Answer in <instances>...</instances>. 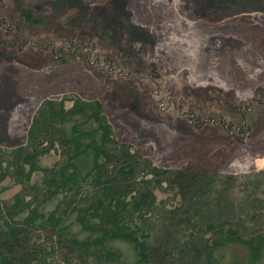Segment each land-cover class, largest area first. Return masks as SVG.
<instances>
[{"label": "rangeland", "instance_id": "obj_1", "mask_svg": "<svg viewBox=\"0 0 264 264\" xmlns=\"http://www.w3.org/2000/svg\"><path fill=\"white\" fill-rule=\"evenodd\" d=\"M120 1L116 15L111 0H78L81 12L64 0H0V150L28 146L31 120L44 102L64 109L75 101L99 105L115 142L136 151L140 162L159 170L203 168L217 177L188 223L178 219L188 215L175 191L150 183L155 208L132 221L149 245L161 247L155 253L161 264H264V247L254 262L242 243L204 248L211 246L205 226L218 220L241 221L244 235L264 228V0H257L258 9L246 0ZM135 28L143 39L129 34ZM48 139L38 135L40 148L50 146ZM53 143L38 166L59 159ZM5 166L0 161V173ZM143 168L140 174L149 170ZM39 177L31 176L30 184ZM226 177L235 179L228 181L225 198L217 199ZM0 189L2 207L21 185L3 176ZM251 214L259 219L252 222ZM77 230L71 224L68 231L84 238ZM34 234L37 251L55 246L56 239ZM106 248L120 264H136L130 245L110 241ZM38 256L41 264H65L59 247ZM66 256L68 264H84Z\"/></svg>", "mask_w": 264, "mask_h": 264}, {"label": "trees", "instance_id": "obj_2", "mask_svg": "<svg viewBox=\"0 0 264 264\" xmlns=\"http://www.w3.org/2000/svg\"><path fill=\"white\" fill-rule=\"evenodd\" d=\"M68 1L80 8V12L84 10L78 0H64L65 3ZM245 3L258 9L257 0H246ZM120 4V0H111V5H115L112 7L113 14L117 15ZM25 20L31 24L37 22L29 16ZM135 29L136 33L129 34L135 35L137 40L143 39V32ZM100 111L99 105L79 101L73 102L68 109H64L62 103L55 106L44 102L31 120L27 132L28 146L10 152L0 150V161L6 164L0 179L8 176L21 185V191L14 195L12 203L0 207V264H41L38 254L50 256L57 247L64 251L62 263L65 264L69 261L66 254L84 264H109L111 260L120 264L118 256L106 248L110 241L130 245L136 254V264H161V257L155 254L161 247L149 245L148 236L132 221L137 217L144 220L154 210L152 181L157 188L165 183L175 191L180 203L186 204L182 212L188 216L178 218L179 221L188 223L191 219L189 215L195 217L199 214L201 203L198 199L212 191L217 182L216 175L203 168L159 170L146 161L140 162L136 151L129 152L127 145L115 142L111 128ZM69 119L73 123L66 130L63 124ZM54 121L58 124L56 132L52 129ZM40 133L45 134L47 139L53 135L56 140L48 139L49 147L56 142L61 153L49 167L37 165L38 159L49 149L40 148ZM88 159L91 163L89 168ZM143 167L149 170L140 174L139 170ZM8 168H12V174H9ZM34 174L40 175L39 180L30 184ZM147 176L151 178L147 179ZM233 179L226 177L220 181L217 199L225 198L228 181ZM52 201L57 202L50 211L44 212V207ZM221 210V207L218 208V213ZM173 216L170 215L168 220L171 221ZM249 218L252 222L259 219L255 214L249 215ZM216 222L205 226L206 231L211 233V246L205 245L206 250L210 252L225 242H238L248 247L251 262L259 258L264 247V228L263 232L252 228L244 235L240 232L241 221L233 224L227 220ZM71 224H75L77 231L84 233L85 237L78 239L75 233H70ZM34 231L56 239L55 246L37 251L39 244Z\"/></svg>", "mask_w": 264, "mask_h": 264}]
</instances>
